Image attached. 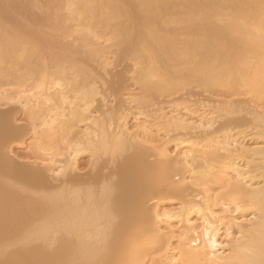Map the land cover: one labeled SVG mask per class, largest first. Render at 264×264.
<instances>
[{"label": "bare ground", "instance_id": "obj_1", "mask_svg": "<svg viewBox=\"0 0 264 264\" xmlns=\"http://www.w3.org/2000/svg\"><path fill=\"white\" fill-rule=\"evenodd\" d=\"M45 2L0 0V264H264V0Z\"/></svg>", "mask_w": 264, "mask_h": 264}, {"label": "rangeland", "instance_id": "obj_2", "mask_svg": "<svg viewBox=\"0 0 264 264\" xmlns=\"http://www.w3.org/2000/svg\"><path fill=\"white\" fill-rule=\"evenodd\" d=\"M44 1V2H43ZM72 1V0H71ZM47 2V1H46ZM45 2V0H39V4H40V8H38L37 9V14L38 15H40V16H42V14H44L43 12H44V6L48 3H46ZM49 4V3H48ZM47 4V5H48ZM63 11V10H62ZM64 11H66V10H64ZM65 13H67V11L65 12ZM9 26V25H8ZM45 31L48 33H52L53 35H55L56 33H55V31H53V30H51L50 28H46L45 29ZM18 36H21L20 34H18ZM22 37H24V36H22ZM57 37V36H56ZM59 39H60V37H58ZM131 83H133L132 81H131ZM12 85V84H11ZM11 85H5V88H9L10 90L12 89L11 88ZM132 86V88H129V89H133V87H135V85H131ZM12 87L13 88H15V86H14V84L12 85ZM18 86H16V88H17ZM136 89V90H135ZM135 89H134V92L136 93V94H138V95H136V94H134V96L136 97H138L139 96V93H140V95H143L144 93H142V92H144L143 91V89H141V90H138L137 91V89H140V88H137V87H135ZM14 90V89H13ZM125 94H128V93H125ZM165 99V98H164ZM162 100V99H161ZM166 100V99H165ZM169 100V99H168ZM168 100H166L165 102H166V104H164L165 105V110H167V111H169V109H170V104L171 103H169L168 102ZM163 102H164V100H162ZM161 101V102H162ZM162 104V105H163ZM169 104V105H168ZM133 105V104H132ZM171 106L173 107L174 105H172L171 104ZM177 106V105H176ZM180 107V108H179ZM182 107L181 106H178L177 108H175V109H181ZM19 107H17L16 106V114H17V116H15V118L18 120H16V122L14 123L16 126H19L20 128H22L24 131H26L25 129H27L28 127L30 128V126H29V124L27 123V122H25V120L23 119V114H22V110L21 109H19V110H21V112H19ZM183 109V108H182ZM184 110V109H183ZM15 114V115H16ZM21 120H23V122H19V121H21ZM25 122V123H24ZM129 123L131 124V123H133V119H132V117L129 119ZM23 124H25L26 126H27V128L23 125ZM24 126V127H23ZM25 128V129H24ZM28 132H29V129L27 130ZM23 132V136L22 137H13V141L12 142H9L10 144V148H11V150H12V155H13V153H15L14 155H16V157L18 158V161L20 162L21 160L20 159H22V158H24V160H25V158H26V155H25V153H26V151L27 150H29L28 148V146H29V144H30V142H32L33 141V135L32 134H30V133H28V132ZM25 135V136H24ZM23 140V143L21 142ZM170 150L172 149H174V146H172V145H170V148H169ZM171 150V151H172ZM2 155V156H1ZM24 156V157H23ZM3 153L2 152H0V160H2L3 158ZM22 157V158H21ZM17 158H15L16 160V162H18L17 161ZM20 158V159H19ZM27 159V158H26ZM82 159H83V161H87L88 160V155H85V156H83L82 157ZM82 166H84V165H82ZM250 214L248 213L246 216H249Z\"/></svg>", "mask_w": 264, "mask_h": 264}]
</instances>
